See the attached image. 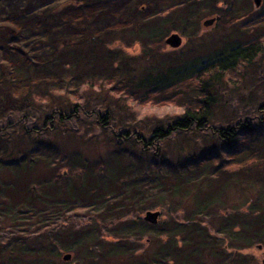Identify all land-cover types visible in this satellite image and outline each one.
Instances as JSON below:
<instances>
[{
  "label": "trees",
  "instance_id": "16d2710c",
  "mask_svg": "<svg viewBox=\"0 0 264 264\" xmlns=\"http://www.w3.org/2000/svg\"><path fill=\"white\" fill-rule=\"evenodd\" d=\"M94 1L83 0L81 6ZM250 2L160 0L147 15L135 10L133 38L123 50L111 44L121 45L125 30L113 29L82 40L60 38L44 61L10 57L16 79L25 85L20 99L38 110V127H25L22 117L0 126L1 132L15 131L14 137L9 129L0 133V221L6 223L0 264H54L46 256L59 258L62 250L81 253L82 264H263L264 98L257 114L212 124L219 86L234 77L241 81L264 56V0L256 9L247 7ZM213 15L217 26L226 24L241 36L224 40L215 32L221 44L196 49L207 52L185 63H167L172 59L163 50L168 33L190 39L204 31L199 20ZM134 44L144 58H153V66L135 70L124 56ZM167 104L177 111L165 123L156 118L140 126L110 125L116 110L134 113L136 105ZM89 115L107 137V149L91 159L52 138L61 126L62 137L83 139L86 131L68 125ZM189 132L210 133L211 144L180 149L168 158L160 143ZM157 166L176 176L170 184L174 194L188 196L192 185L193 201L189 212L152 224L141 213L123 212L122 196L130 184L139 187H133L134 196L143 195L148 177L135 171ZM238 196L239 202L228 203ZM215 204L216 226L203 219ZM23 218L30 220L27 229H21ZM105 226L114 236L101 240ZM146 229L152 234L145 233L139 247Z\"/></svg>",
  "mask_w": 264,
  "mask_h": 264
},
{
  "label": "rangeland",
  "instance_id": "374dc122",
  "mask_svg": "<svg viewBox=\"0 0 264 264\" xmlns=\"http://www.w3.org/2000/svg\"><path fill=\"white\" fill-rule=\"evenodd\" d=\"M159 1L97 0L94 1V4L93 2L87 3L89 5L85 7L81 6L83 0H0V126L6 125L7 120L11 122L18 117H22L26 121L27 125L25 127L29 129L37 126L35 125V117L38 115V110L35 108L34 110L28 109L27 103L20 99L25 85L15 77L14 68L10 60L12 55L26 60L28 63H36L40 60L44 61L53 53V43L60 38L82 40L87 36H99L113 29L125 30L124 33L122 32L123 35L121 34L122 44L119 45L118 42L111 44V48H122L123 50L124 47L122 46L125 45V42L133 38V33L129 29L133 24L135 25V15L137 12L135 10L140 8L144 15H147ZM260 4L261 0L258 5H255L253 0H251L247 7L256 9ZM53 13H55V18H50ZM210 18L215 17L214 15L207 16L199 20V26L201 30H204L203 32L197 33L190 39L181 35L182 41L179 47L171 48L165 44L163 47L164 54L171 52L172 55H170L172 59L170 62L167 61V63H171L172 65L178 62L185 63V61H189L188 59L191 56L207 52L197 50L203 49L212 41L221 44L223 40L218 35L224 38V40L226 38L227 40H233L241 36L226 24L217 26L215 24L216 20L205 24L204 21ZM235 26H239V24H235ZM246 38L243 37L244 40ZM125 50L124 56L135 66V70L143 69L145 66H153V58H144L139 45L134 44V46L125 48ZM160 56L158 54L154 55L155 58H160ZM257 64L253 70L244 73V78L241 81H239V78L234 77L229 83H224L219 86L217 92V107L214 111L212 124H223L226 117L234 115L257 114L255 107L258 101L261 102L264 98V92L261 93L264 87V56L260 57ZM253 94H260L258 97L256 96L257 99L255 102H252ZM89 99H92V97ZM96 101L99 104L100 100L98 99ZM89 105L92 106V101ZM176 111L177 109L171 104L162 106L136 105L134 113L125 112L123 109L116 110L115 116L110 120V125L115 129L123 128L130 122L131 124L140 126L149 124L156 118L161 119L165 123L171 119ZM23 114L25 115L23 116ZM68 126L71 130L83 129V131H86L87 133H85L83 139L91 133L93 137L90 141L88 139H78L77 137H62L64 134L62 132L63 129L61 126H57L52 138L57 140L61 139L62 143L66 142L68 144L70 150L82 151L89 159L93 158L97 153L103 154L107 149L106 133L92 122L90 115L84 117L82 120H72ZM6 129H9L8 132H12L10 137H14L15 131L13 128L6 127L2 132ZM2 132L0 131V133ZM210 142L211 135L208 132L204 134L189 132L184 135H174L170 140L161 142L160 146L165 150L169 158L174 154L179 155L177 152L180 149L184 152L192 148H207L211 144ZM135 173L137 175H145L148 178L143 182L145 184V188L142 191L145 194L143 193V195L134 196L133 187L138 189V186H134L133 184L127 186L128 191L122 196L126 197L127 201L125 200V203H127V206L123 205L121 209L129 216L136 217L138 213H141L142 216L146 210H157L159 211L157 220L166 221L172 216L178 217L182 213L189 212L192 209L190 208L193 201V197L190 194L193 189L192 185L188 186V196L180 197L174 194L171 190L172 186L170 185L171 183L174 184V178L176 176L173 178L171 175L166 174L160 166L151 168L149 171L141 168L135 171ZM159 177L164 179H159ZM75 182L77 183L76 179ZM136 183L138 184L139 182ZM141 196H144L142 197V202H136ZM239 199H241V196L234 197L230 201L227 198L226 201L234 204ZM215 207L216 204L212 206L208 215L204 216L203 219L212 220V223L216 226L218 222V218L216 217L218 211ZM240 210L237 209L236 211L239 212ZM52 216L55 217V215ZM28 221L30 220L21 219V229L28 228ZM5 225L6 223L0 221V238L3 240V243L5 242V238L3 237L4 232H6ZM151 232V229H146L143 234L145 236V233ZM101 235V240H104L105 236H114L111 227L106 226L103 227ZM144 236L139 240V247L143 246V241L147 238ZM67 253L69 254V258L64 259L63 255ZM259 255L264 259L263 252ZM58 256L59 258L56 256L46 257L54 264H82L85 262L82 259L81 253L74 251L62 250ZM25 258L30 259L31 257L26 255ZM261 258L259 261H262Z\"/></svg>",
  "mask_w": 264,
  "mask_h": 264
},
{
  "label": "water",
  "instance_id": "95a60500",
  "mask_svg": "<svg viewBox=\"0 0 264 264\" xmlns=\"http://www.w3.org/2000/svg\"><path fill=\"white\" fill-rule=\"evenodd\" d=\"M260 0H253V2L255 3V5L259 4ZM216 18V17H215ZM215 18H210L204 21L205 24L212 22L213 20H216ZM182 41V37L177 33V32H171L169 35H167L164 38V42L165 44H167L169 47L171 48H176L179 47ZM159 215V211L154 210H146L144 212V214L142 215L143 220L150 222L152 224H155L157 222V218ZM260 247V246H258ZM64 259H68L69 258V254H65L63 255ZM262 263L264 264V259H262Z\"/></svg>",
  "mask_w": 264,
  "mask_h": 264
},
{
  "label": "flooded vegetation",
  "instance_id": "af4514ba",
  "mask_svg": "<svg viewBox=\"0 0 264 264\" xmlns=\"http://www.w3.org/2000/svg\"><path fill=\"white\" fill-rule=\"evenodd\" d=\"M179 34V33H178ZM180 35V34H179ZM181 36V35H180ZM182 37V36H181Z\"/></svg>",
  "mask_w": 264,
  "mask_h": 264
}]
</instances>
